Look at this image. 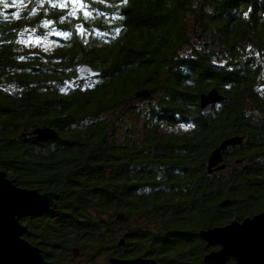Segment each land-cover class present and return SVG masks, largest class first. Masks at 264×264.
<instances>
[{"label": "trees", "instance_id": "16d2710c", "mask_svg": "<svg viewBox=\"0 0 264 264\" xmlns=\"http://www.w3.org/2000/svg\"><path fill=\"white\" fill-rule=\"evenodd\" d=\"M8 4L0 170L58 196L52 212L21 220L45 259L203 264L216 248L202 229L264 211V0H91L89 18L48 0ZM48 37L51 51L34 41ZM83 64L99 75L78 79ZM211 90L224 99L203 114ZM236 136L227 167L209 172L211 152Z\"/></svg>", "mask_w": 264, "mask_h": 264}, {"label": "water", "instance_id": "95a60500", "mask_svg": "<svg viewBox=\"0 0 264 264\" xmlns=\"http://www.w3.org/2000/svg\"><path fill=\"white\" fill-rule=\"evenodd\" d=\"M78 79L85 80L99 75L91 65L83 64L77 69ZM147 97L144 90L137 94ZM216 90L204 93L200 97L201 113L208 114L213 107L223 101ZM34 134L38 138H56L57 133L51 128H37ZM243 137L225 139L214 149L208 159V171L222 170L227 167L223 153L229 146L241 144ZM58 196L53 192L41 193L37 189H28L16 184L7 173L0 170V264H54L44 258L39 246L25 239L28 230L21 220L37 218L53 211ZM123 220V214L118 216ZM200 237L206 246L215 247L203 257V264H264V211L244 219L234 220L224 226L202 229ZM124 244L122 238L120 245ZM78 251H75L77 254ZM109 264H158L154 258H120L111 256Z\"/></svg>", "mask_w": 264, "mask_h": 264}, {"label": "snow or ice", "instance_id": "6c2138e0", "mask_svg": "<svg viewBox=\"0 0 264 264\" xmlns=\"http://www.w3.org/2000/svg\"><path fill=\"white\" fill-rule=\"evenodd\" d=\"M43 2H44V0H41V3H43ZM90 2H91V0H48V3L52 4V6L54 8L57 7V6H59L61 8L67 7L69 4H71L73 6H76L74 8V11L72 13H70V15L76 14L79 10L82 9L83 10V16L85 18H89L91 16V14H92L90 12L89 8H88V4ZM100 2L102 3V2H104V0H100ZM127 3H128V0H122V4L123 5H127ZM0 4H3V6L5 8H7L9 6L8 0H0ZM249 11H251V10H249ZM248 14H249L248 12L243 13V15L245 17H247ZM119 18L123 19L122 16L119 17ZM44 23H45V25H49V24L53 23V21L45 20ZM117 31L119 32V28H117ZM59 34H62V35H65V36L69 35V33H67V32H61Z\"/></svg>", "mask_w": 264, "mask_h": 264}, {"label": "rangeland", "instance_id": "374dc122", "mask_svg": "<svg viewBox=\"0 0 264 264\" xmlns=\"http://www.w3.org/2000/svg\"><path fill=\"white\" fill-rule=\"evenodd\" d=\"M34 41L36 44L41 45L42 48L46 49L47 51H51L56 46L54 40L50 39L49 37L44 39H35Z\"/></svg>", "mask_w": 264, "mask_h": 264}]
</instances>
